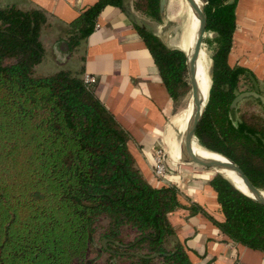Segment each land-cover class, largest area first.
Listing matches in <instances>:
<instances>
[{"label":"trees","instance_id":"obj_1","mask_svg":"<svg viewBox=\"0 0 264 264\" xmlns=\"http://www.w3.org/2000/svg\"><path fill=\"white\" fill-rule=\"evenodd\" d=\"M98 0L72 23L67 37L75 50L94 29L107 5ZM160 0H138L136 8L160 21ZM237 0H206L208 31L215 32L214 76L196 142L236 164L264 190V110L232 107L242 81L263 93L255 75L228 58L236 30ZM42 9L0 4V264H93L91 249L131 264H193L169 214L182 207L176 185H152L129 149L130 135L87 86L82 70L37 75L47 54ZM170 95L190 90L187 54L154 32L135 25ZM185 32L182 34L184 36ZM246 91V90H245ZM191 113L186 121L189 120ZM171 167V166H170ZM210 183L224 214L215 220L233 242L264 251V204L228 178Z\"/></svg>","mask_w":264,"mask_h":264},{"label":"crops","instance_id":"obj_2","mask_svg":"<svg viewBox=\"0 0 264 264\" xmlns=\"http://www.w3.org/2000/svg\"><path fill=\"white\" fill-rule=\"evenodd\" d=\"M97 1L0 0V4L36 7L49 15L50 25L43 32L47 54L37 71L45 61L55 59L67 65L63 69L82 70V76L89 73L98 78L96 94L129 133L128 146L143 175L154 186L179 188L183 206L168 217L193 264H264V251L231 241L207 215L192 213L191 205L198 204L215 220H224L217 192L210 183L213 176L181 165L180 159L170 155L175 141L182 149L184 134H180L176 118L185 106L170 95L145 41L123 8L107 5L93 31L73 52L69 50L67 37L76 31L72 23ZM137 1L131 0L130 5L148 30L167 46L180 48V41L168 29V6L165 19L158 21L138 10ZM236 22L229 64L253 73L264 93V0H237ZM158 147H165L170 155L171 172L166 183L153 171Z\"/></svg>","mask_w":264,"mask_h":264},{"label":"water","instance_id":"obj_3","mask_svg":"<svg viewBox=\"0 0 264 264\" xmlns=\"http://www.w3.org/2000/svg\"><path fill=\"white\" fill-rule=\"evenodd\" d=\"M187 1L190 4V7L194 11V13L196 14L199 20V25L197 29L196 41L193 49L191 50V53L185 51L187 54L188 76H189V85H190L189 96L191 97L192 100V112L189 118L187 130L183 136L182 153H183L184 161L188 164H194L203 168L214 169L216 171L221 168H225L232 171L240 179H242L244 185L250 192V194H247L245 192L244 193L254 198L256 201L264 204V190L256 186L238 164H236L235 162H233L232 160H230L229 158L218 152L215 153L224 156L230 162L231 167L214 162H209L202 159L194 151L193 144L194 142H198V138H197L198 126L202 120L203 113L206 104L208 102V99L204 104H202L201 102L200 85L197 79L198 60L208 32V27H207L208 19L205 10L206 3H204L202 0L201 3L198 0H187ZM130 3L131 0L122 1V8L126 13V15L128 16V18L135 25L144 29H148L144 20L132 9ZM159 3H160V16L162 19H165L169 0H160ZM209 75L212 83L214 76L213 60L210 63ZM247 97L259 98L264 104V94L259 93L258 91L255 90H246L236 95V97L233 100L232 107L237 106L239 102H241L243 99Z\"/></svg>","mask_w":264,"mask_h":264},{"label":"bare ground","instance_id":"obj_4","mask_svg":"<svg viewBox=\"0 0 264 264\" xmlns=\"http://www.w3.org/2000/svg\"><path fill=\"white\" fill-rule=\"evenodd\" d=\"M198 1L201 3V0H198ZM183 4L184 6H183L182 16L187 17V23L183 30V33L185 32V34L183 37H181V40H180V48L188 53H191V50L193 49L195 41H196L199 20L196 14L194 13V11L192 10V8L190 7V4L188 3V1L184 0ZM198 66L206 73V78L204 81L202 80V76H201L199 69L197 73V79L200 85L201 102L202 104H204L209 97V93L211 89V79L209 75V67H210L209 54L203 49L200 52ZM191 112H192V100H191V97L189 96L188 104L176 118L178 130L181 135H183L187 130L189 120L186 121V119ZM193 148H194L195 153L199 155L202 159L209 161V162H214V163H218L221 165H226V166L231 167L230 162L224 156L218 153H215L213 151H210L204 148L203 146L201 147L196 142H194ZM170 155L175 160L183 159L180 142L175 141L171 145ZM217 171L221 173L222 175H224L229 180H231L234 183V185L237 188H239L241 191L247 194H250L249 190L244 185L242 179H240L235 173L225 168H221Z\"/></svg>","mask_w":264,"mask_h":264},{"label":"rangeland","instance_id":"obj_5","mask_svg":"<svg viewBox=\"0 0 264 264\" xmlns=\"http://www.w3.org/2000/svg\"><path fill=\"white\" fill-rule=\"evenodd\" d=\"M204 3H206V0H202ZM184 0H169V5H168V29H170L173 33V37L178 41L181 40L182 33L184 30V27L187 23V17L182 16L183 14V6H184ZM166 17V16H165ZM215 32L208 31L207 36L205 38V43L202 47L203 50H205L209 54V62H212V55L214 53V49L216 47V44L214 42V37H215ZM183 39V38H182ZM73 52V51H72ZM65 64V63H64ZM67 65H63L62 63L58 62V60H48L47 62L45 61L37 71V75H49L53 74L63 68H65ZM198 69L200 70L202 80L204 81L206 78V73L198 66ZM250 85L242 81L240 84V90L245 91L248 90V87ZM181 104L186 107V105L189 102V93L184 97L181 98ZM240 113H260L264 110L263 106L260 105L255 99L250 98L249 100H244L240 104ZM183 130V129H182ZM179 162H181V165H189L191 168L195 169H200L209 172V174L214 175V174H221L218 171L214 169H209V168H203L194 164H188L181 159ZM219 170V169H218ZM222 175V174H221ZM106 258L107 254H98L97 247H93L91 249L90 253V259L93 260V264H106ZM116 264H131L129 260H126L124 258H118Z\"/></svg>","mask_w":264,"mask_h":264},{"label":"built area","instance_id":"obj_6","mask_svg":"<svg viewBox=\"0 0 264 264\" xmlns=\"http://www.w3.org/2000/svg\"><path fill=\"white\" fill-rule=\"evenodd\" d=\"M83 80L87 86L96 85L98 78L95 75L85 73ZM153 171L155 176L163 183H166L168 174L171 172L170 155L165 147H158L154 154Z\"/></svg>","mask_w":264,"mask_h":264}]
</instances>
